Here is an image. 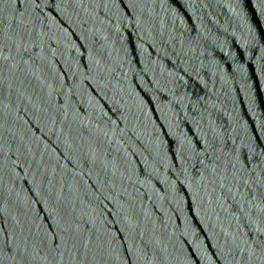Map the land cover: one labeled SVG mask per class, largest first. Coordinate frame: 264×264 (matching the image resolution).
Returning <instances> with one entry per match:
<instances>
[{
  "label": "water",
  "instance_id": "water-1",
  "mask_svg": "<svg viewBox=\"0 0 264 264\" xmlns=\"http://www.w3.org/2000/svg\"><path fill=\"white\" fill-rule=\"evenodd\" d=\"M0 264H264V0H0Z\"/></svg>",
  "mask_w": 264,
  "mask_h": 264
}]
</instances>
